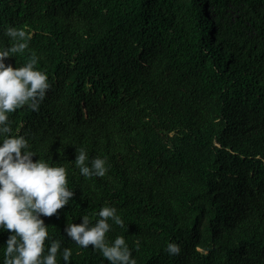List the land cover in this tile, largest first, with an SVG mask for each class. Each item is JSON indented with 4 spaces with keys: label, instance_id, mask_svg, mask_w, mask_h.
<instances>
[{
    "label": "trees",
    "instance_id": "1",
    "mask_svg": "<svg viewBox=\"0 0 264 264\" xmlns=\"http://www.w3.org/2000/svg\"><path fill=\"white\" fill-rule=\"evenodd\" d=\"M8 26L30 41L6 62L34 51L51 85L10 120L68 170L75 196L43 218L71 264H109L65 232L106 204L137 264H264V0H0V47ZM81 146L104 177L80 173Z\"/></svg>",
    "mask_w": 264,
    "mask_h": 264
},
{
    "label": "clouds",
    "instance_id": "2",
    "mask_svg": "<svg viewBox=\"0 0 264 264\" xmlns=\"http://www.w3.org/2000/svg\"><path fill=\"white\" fill-rule=\"evenodd\" d=\"M5 31L15 42L0 47V231L11 230L4 246L3 264H60L58 257L63 258L64 264H71L73 249L49 234L43 218L57 213L75 196L68 186V170L63 164L50 163L40 156L34 160L37 152L25 135L13 134L10 120V114L22 106L39 110L51 87L48 74L35 67L39 57L34 51L19 67L7 63L14 53L29 48L30 33L16 26H8ZM74 163L88 178L104 177L108 172L107 158L89 160L82 146L77 147ZM95 216V221L85 214L82 223L67 222V237L82 249L92 245L109 264H137L124 235L111 240L107 235L113 224L125 225L117 208L106 204ZM166 250L170 255L179 254L181 246L171 241Z\"/></svg>",
    "mask_w": 264,
    "mask_h": 264
}]
</instances>
